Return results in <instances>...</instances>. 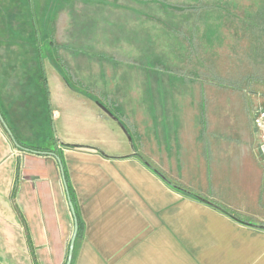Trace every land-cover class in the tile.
I'll return each instance as SVG.
<instances>
[{
  "label": "rangeland",
  "instance_id": "obj_1",
  "mask_svg": "<svg viewBox=\"0 0 264 264\" xmlns=\"http://www.w3.org/2000/svg\"><path fill=\"white\" fill-rule=\"evenodd\" d=\"M97 102L167 156V181L184 190L194 143L244 130L264 110V0H0V121L10 133L37 147L112 141Z\"/></svg>",
  "mask_w": 264,
  "mask_h": 264
},
{
  "label": "crops",
  "instance_id": "obj_2",
  "mask_svg": "<svg viewBox=\"0 0 264 264\" xmlns=\"http://www.w3.org/2000/svg\"><path fill=\"white\" fill-rule=\"evenodd\" d=\"M93 114L113 140L56 137L45 146L63 174L53 156L15 147L0 123V264H64L73 218L63 180L80 223L72 264H264V160L254 117L244 130L226 126L224 139L194 143L180 168L185 192L171 186L179 196L164 180L167 156L131 134L129 141L99 108ZM209 129L216 132L215 123Z\"/></svg>",
  "mask_w": 264,
  "mask_h": 264
},
{
  "label": "water",
  "instance_id": "obj_3",
  "mask_svg": "<svg viewBox=\"0 0 264 264\" xmlns=\"http://www.w3.org/2000/svg\"><path fill=\"white\" fill-rule=\"evenodd\" d=\"M98 104V107L99 109L106 115L108 116L109 118H111L112 120L116 121L118 123V125L120 126L121 130L123 131V133L125 134V136L127 137V139L129 141H131V137H130V134L128 133V131L126 130V128L118 121V119L116 117H114L103 105ZM0 123L2 124L4 130L7 132L8 136L13 140L14 142V139L12 137V134L10 133L9 129L4 125L3 121L1 120ZM17 147H19L18 145H16ZM25 151L27 152H31V153H34V154H39V155H51L55 158V160L57 161L59 167H60V171H61V174H63V171H62V167H61V163H60V160L57 156L51 154V153H45V152H36V151H32V150H28V149H24ZM160 175V174H159ZM162 177V176H161ZM163 178V177H162ZM164 179V178H163ZM170 186H173L172 184H170L166 179H164ZM63 186H64V191L66 193V200H67V205H68V208H69V211H70V214L73 218V232H72V236L70 238V242H69V246H68V251H67V256H66V261H65V264H71V260H72V255H73V248H74V242H75V238H76V235H77V229H78V224H77V219H76V216H75V212H74V208H73V205L70 201V198H69V195H68V192H67V188H66V184H65V181L63 180ZM259 228L261 229H264V226H259Z\"/></svg>",
  "mask_w": 264,
  "mask_h": 264
},
{
  "label": "trees",
  "instance_id": "obj_4",
  "mask_svg": "<svg viewBox=\"0 0 264 264\" xmlns=\"http://www.w3.org/2000/svg\"><path fill=\"white\" fill-rule=\"evenodd\" d=\"M39 55V54H38ZM40 59L42 60V58L40 57ZM40 60V64H42V61ZM44 70H43V68L41 67V86L43 87V90H44V94H45V98H46V101H49V94H48V89H47V85H46V79H45V74H44V72H43ZM255 75V74H254ZM251 80H253V79H249V81L247 82V85L246 86H250V84H251ZM257 80V79H256ZM247 88H249V87H247ZM99 102V101H98ZM99 104H102V103H99ZM103 105V104H102ZM104 107L109 111V109H108V107H106L105 105H104ZM110 112V111H109ZM50 113H51V111H50ZM111 113V112H110ZM114 117H116L113 113H111ZM119 120V119H118ZM1 125V124H0ZM2 126V125H1ZM124 126V125H123ZM125 127V126H124ZM126 128V127H125ZM126 130H127V128H126ZM128 131V130H127ZM6 132V131H5ZM128 133H129V131H128ZM12 134V133H11ZM130 134V133H129ZM12 137H13V139H14V142H13V140L11 139V141H12V143L15 145V147H17L16 145H18L19 147H17L18 149H28V150H32V151H36V152H45V153H47V152H53V150L51 149V148H49V147H37V146H31V145H26V144H23V143H21L20 141H18L14 136H13V134H12ZM51 143L53 144L54 142H53V140H51ZM66 147H71V148H81L80 146L78 147V146H66ZM59 158V157H58ZM173 188H177V189H179L180 191H183V192H185L183 189H181L180 187L178 188V186L176 187L175 185H173L172 186ZM68 195H69V198H70V201H71V203H72V205H73V202H72V200H71V197H70V193H69V191H68ZM73 208H74V206H73ZM220 210H223L224 212H225V210L223 209V208H221ZM76 219H77V217H76ZM77 224H78V229H77V236L79 235V232H80V223H79V221H78V219H77ZM67 256V255H66ZM65 261H66V259H65ZM64 264H65V262H64ZM72 264V263H71Z\"/></svg>",
  "mask_w": 264,
  "mask_h": 264
},
{
  "label": "built area",
  "instance_id": "obj_5",
  "mask_svg": "<svg viewBox=\"0 0 264 264\" xmlns=\"http://www.w3.org/2000/svg\"><path fill=\"white\" fill-rule=\"evenodd\" d=\"M253 126L260 138L258 144V153L264 160V110L258 111L253 118Z\"/></svg>",
  "mask_w": 264,
  "mask_h": 264
}]
</instances>
